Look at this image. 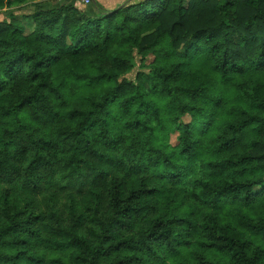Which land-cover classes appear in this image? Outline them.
<instances>
[{
	"label": "clouds",
	"instance_id": "clouds-1",
	"mask_svg": "<svg viewBox=\"0 0 264 264\" xmlns=\"http://www.w3.org/2000/svg\"><path fill=\"white\" fill-rule=\"evenodd\" d=\"M0 264H264V0H0Z\"/></svg>",
	"mask_w": 264,
	"mask_h": 264
}]
</instances>
